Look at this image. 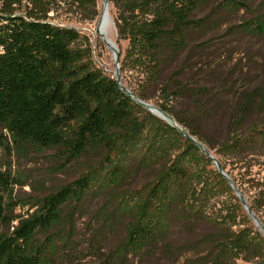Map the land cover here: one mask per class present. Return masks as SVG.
I'll return each instance as SVG.
<instances>
[{"label":"trees","instance_id":"16d2710c","mask_svg":"<svg viewBox=\"0 0 264 264\" xmlns=\"http://www.w3.org/2000/svg\"><path fill=\"white\" fill-rule=\"evenodd\" d=\"M207 1L108 0L117 36L126 41L121 82L144 101L154 98L156 88L154 104L169 115L175 113L172 101L185 97L177 78L183 68L180 55L190 33L206 28L205 17L195 18L194 13ZM240 4L231 1L229 6ZM62 8L88 20L97 15L96 0H0V140L8 138L16 148L52 149L63 166L79 159L94 164L21 204L8 198L14 179L0 169V264H54L59 246H71L76 213L103 168L105 199L93 214L98 227L90 243L92 252H98L121 227V236L106 254L108 262L123 263L129 254L148 253L159 242L174 256L168 264H236L239 258L264 253V237L234 228L238 222L231 210L195 240L177 246L165 241L174 220L190 224L203 216L218 187L231 193L240 216L249 218L196 145L135 103L113 75L85 63L83 51L73 46L79 32L49 20L50 12ZM172 62L176 68L166 74ZM198 113L196 109L192 117ZM244 114L242 107L236 109L231 133L213 148L238 189L242 191L243 183L254 187L256 206L263 208L264 176L244 177L252 165L248 158L264 163V123L251 122L242 129ZM174 119L201 141L186 117ZM146 129L152 130L149 139ZM163 132L177 137L173 155L163 148ZM232 168L244 169L234 174ZM141 171L145 175L138 185L121 188V182ZM27 202L23 213L14 211ZM249 207L264 225V217Z\"/></svg>","mask_w":264,"mask_h":264},{"label":"rangeland","instance_id":"374dc122","mask_svg":"<svg viewBox=\"0 0 264 264\" xmlns=\"http://www.w3.org/2000/svg\"><path fill=\"white\" fill-rule=\"evenodd\" d=\"M231 1H241L242 4L235 8L229 6ZM96 8L97 15L91 20L77 12H67L64 8L50 12L49 20L76 29L80 38L73 46L83 51L85 63L90 64L91 68L113 75L112 52L93 35V28L101 11V0H96ZM108 12L110 38L119 49L121 59L126 49V41L117 36L110 5ZM194 17H205L207 26L190 33L187 47L180 55L183 68L177 78L182 82L185 97L172 101L175 113L171 116L186 117L187 123L199 131L201 142L216 156L213 146L219 145L231 133L232 117L238 107L245 111L242 129L251 122L264 123V0H208L194 13ZM173 65L174 62L169 65L172 67L168 68L166 74L176 68ZM157 91L154 88V98L149 100L152 104L158 96ZM196 109H199V113L194 118L192 113ZM184 128L188 131L187 127ZM145 135L149 139L152 130L146 129ZM163 139L166 152L172 155L177 152L178 140L174 134L165 132ZM248 161L252 165L244 178L254 176L261 180L264 176V163L260 162L262 158H248ZM93 164V161L79 159L63 166L52 149L40 150L31 146L16 148L8 138L0 140V169L6 168L14 179L8 198L18 201L19 204L44 195L75 178ZM199 166L205 165L199 162ZM227 168L230 169L229 166ZM243 169L232 168L230 171L235 174L237 171L241 173ZM105 172L107 171L103 168L95 173L98 179L85 194L81 210L76 213L71 246H59L54 264H119L108 262L106 254L121 236V227L108 235L99 245L98 252H92L90 243L92 234L98 227L93 214L105 199L103 193L107 185L101 184ZM144 175L141 171L129 176L120 183L121 188L138 185ZM241 188L248 205L252 204L257 214L264 217V207L256 206L257 190L245 183ZM216 193L218 194L204 206V214L199 219L191 221L190 224L174 220L165 241L177 246L195 240L204 232L212 231L216 220L222 219L228 210H231V215H236L234 221L238 224L234 228L245 227L250 232L254 230L262 235L249 216L248 221L240 216L241 211L231 193L219 187ZM29 204L27 202L24 206H17L14 211L23 213ZM240 207L246 212L241 204ZM163 243L159 242L148 253L129 254L120 264H168L174 256L162 250ZM236 264H264V253L258 257L239 258Z\"/></svg>","mask_w":264,"mask_h":264},{"label":"water","instance_id":"95a60500","mask_svg":"<svg viewBox=\"0 0 264 264\" xmlns=\"http://www.w3.org/2000/svg\"><path fill=\"white\" fill-rule=\"evenodd\" d=\"M109 7L108 0H101V8L105 10ZM96 33H99L97 30ZM106 47L112 52L113 63H114V70H113V78L118 85V87L126 94H128L131 99L137 103L139 106L145 108L151 114L155 115L159 119L165 121L171 127L175 128L179 133H181L186 139L192 142L194 145L198 147V149L212 162V164L216 167L217 171L222 175V177L227 181L230 185L231 189L233 190L235 196L239 199L240 204L246 211V214L252 219L253 223L258 227L259 231L262 233L264 237V225L255 215V213L250 209L246 199L244 198L242 192L232 179L227 175L226 171L220 165L217 157L211 153V151L195 136L191 135L184 127H182L171 115L160 109L157 105L150 103L149 101H144L139 99L134 92L128 89L122 82H121V75H120V51L116 47L115 44H110L109 42H104Z\"/></svg>","mask_w":264,"mask_h":264},{"label":"bare ground","instance_id":"6f19581e","mask_svg":"<svg viewBox=\"0 0 264 264\" xmlns=\"http://www.w3.org/2000/svg\"><path fill=\"white\" fill-rule=\"evenodd\" d=\"M97 30L99 33H96ZM93 35L95 38L100 39L103 43L107 41L110 44H115L110 38V16L108 8L105 10H102L101 8L98 20L93 28Z\"/></svg>","mask_w":264,"mask_h":264}]
</instances>
